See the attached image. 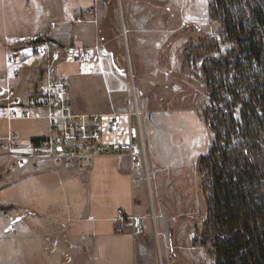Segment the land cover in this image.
Returning a JSON list of instances; mask_svg holds the SVG:
<instances>
[{
  "label": "rangeland",
  "instance_id": "1",
  "mask_svg": "<svg viewBox=\"0 0 264 264\" xmlns=\"http://www.w3.org/2000/svg\"><path fill=\"white\" fill-rule=\"evenodd\" d=\"M75 1L0 0V91L10 84L20 97V101L26 98H23L25 94L21 95L19 92L26 89V84L29 90L32 86L31 82H27L30 81L27 77L28 73H23L16 83V79H11L6 70L7 56L18 49L15 47L10 49V47L13 44L18 45L23 35L43 33L53 37L64 31L63 22L68 15L66 8L68 6L71 13ZM80 4H83L81 7L88 5V3ZM211 4L212 0H111L115 12L110 14L113 29L108 30L106 25L105 30L107 37H114V45L111 49L117 54L121 66H117L116 69L111 61L102 56L95 70L89 64H81L73 59L64 60L58 66L60 73L68 79L70 85L71 112H75L78 116L111 112L128 113L131 105L135 104L138 114L141 115L140 123L144 142L146 140V154L149 157L159 155L160 150H163L161 154L167 161L163 171L157 175L158 177L163 174V178L157 179V186L162 190L161 204L168 210L169 216L176 221L173 228L176 242L174 252L171 248H167V258L162 256L164 253L159 246L154 248L151 253L156 257V264H217L216 259L207 257H212L214 252L211 251L209 254L210 246L205 247L201 244V234L197 232L200 228V220L207 210L201 188L209 199L213 185L209 166L203 167L202 177L198 178V169L201 166L198 161L202 157L209 156L214 146L223 150L227 146L239 148L243 143L241 103L233 105L232 102L228 103L229 101L228 104L213 102L208 98L206 83L202 80L201 63L205 64V60L198 52L199 48H202L209 39L220 40L221 32L220 17L211 18ZM52 21L60 22V28L55 31L49 30L47 23ZM102 24L99 23L100 26ZM25 39L31 40V38ZM51 43L55 45L54 41ZM219 45L220 50L213 54L216 60L224 57L232 48L230 42H220ZM187 48L190 49L189 52ZM24 52L29 53V51ZM22 55L21 52L20 57H23ZM235 77L234 70L221 77L215 74V84L217 85L218 81L230 84ZM5 97L6 95L0 96V123L1 120L7 122L8 132L13 130L12 124L21 121L35 122L38 132H46V129L39 125L44 122L41 121L42 112L38 119L15 120L8 117ZM247 99L248 97L245 100ZM231 109H234L232 113L235 118L234 131L231 137L224 138L218 143L216 137L218 139L219 134L224 131L221 129L224 128H221L217 123L218 120L213 119L212 116L218 110ZM131 111L136 114L135 109ZM112 120L111 116L104 118L106 123ZM120 121L122 133L110 135L104 132L105 143L128 141L130 118L121 117ZM210 126H214V131H211ZM7 137L8 134H0V145L4 148L0 152V160L4 158L5 153H12L11 149L15 146L6 148ZM226 140L230 145L226 144ZM24 154L28 153L12 156L11 163H15L16 168L25 163L16 161L17 157ZM262 154L264 155V151ZM173 158L182 160L180 163L170 161ZM40 162L37 168L33 165L30 167L37 171ZM9 165L10 163L5 164L1 168L0 161V186H5L7 180L14 176L16 168ZM7 167H10L9 174L4 173ZM149 171L150 182H144L143 185H146L149 191V196L147 192L149 214L158 245L156 220H153V217L157 219L154 214V198L150 196L153 177L150 169ZM25 176L35 181L37 175L25 172ZM143 176L142 172L130 174L128 177L130 188H123L118 198L108 194L106 202L118 207H122L124 203H129L130 207L133 204L138 215L141 209L134 196L140 191L136 185L137 179L141 181ZM22 188L20 187L19 191L23 195ZM92 201H97L94 192ZM128 214L133 215L131 212ZM143 224L141 218V226ZM169 258H172V263ZM127 262L142 264V256L137 255L133 249ZM2 263L0 261V264Z\"/></svg>",
  "mask_w": 264,
  "mask_h": 264
},
{
  "label": "crops",
  "instance_id": "2",
  "mask_svg": "<svg viewBox=\"0 0 264 264\" xmlns=\"http://www.w3.org/2000/svg\"><path fill=\"white\" fill-rule=\"evenodd\" d=\"M80 3H88V5L81 7L83 4ZM73 8L74 10L70 13L67 6L68 15L63 22L65 29L56 36L35 33L31 36L23 35L21 39L47 38L54 41L55 45H67L75 50H88L95 58L94 65L90 66L94 70L100 56L111 61L116 69L117 66H121L117 54H114L111 49L114 45V37H107L105 30L106 25L108 30L113 29L110 14L115 12L111 1L76 0ZM86 12L91 14L85 19L86 21L75 22L77 16ZM101 22L102 26L99 25ZM52 23L59 24L57 29L61 26L60 22L52 21L47 23L49 30ZM13 47H15L14 44L10 49ZM21 52L24 59L23 73H28L27 77L30 81L27 82L32 84L30 90L27 84L26 89L20 90L19 93L25 94L23 96L25 98L39 81V67L43 59L32 56L30 52ZM60 63L58 62L56 66L59 73ZM17 81L19 80L16 79L15 82ZM71 113L78 115L75 112ZM125 113H101L104 128L111 122H104L106 116L114 119L115 115L125 117ZM42 115L41 121L44 122L39 125L46 129V132H38L35 122L31 121L12 124L18 139L14 148L11 149L12 153H5L4 158H1V168L11 163L12 156L30 153L32 142L49 135L46 112H42ZM0 126V134H8L5 120H1ZM162 152L163 150H160L159 155L150 157L148 155V166H150L148 168L153 177L150 196L154 198L158 245H156L153 221L149 214V191L146 185H143V179L141 181L137 179L136 185L140 191L134 196V200L141 209L138 215H136V206L133 204L130 207L129 203H124L122 207H118L106 202L108 194L118 198L123 188H130L128 177L136 172L131 170L127 156L121 154L100 156L94 160L92 169L88 171L80 170L74 165L58 166L44 160L40 162L37 171L30 167V163L21 164L14 170V176L7 180L5 186H0V261L3 262L2 264H128L127 259L133 249L137 255L142 256V264H156V257L151 252L157 246L164 253L162 256L167 258V248L175 251L173 228L176 221L169 216L168 210L160 202L162 190L157 186V179L163 178V174L158 177L157 175L163 171L167 161ZM181 160L173 158L170 161L180 163ZM25 172L37 175L36 180L27 179ZM20 187H23L21 189L23 195L19 191ZM93 192L96 194V202L92 201ZM119 212L128 217L132 216L128 214L131 212L143 218L142 232L134 233L131 221L127 225L121 224L118 219ZM171 259L169 258V261L172 263Z\"/></svg>",
  "mask_w": 264,
  "mask_h": 264
},
{
  "label": "trees",
  "instance_id": "3",
  "mask_svg": "<svg viewBox=\"0 0 264 264\" xmlns=\"http://www.w3.org/2000/svg\"><path fill=\"white\" fill-rule=\"evenodd\" d=\"M210 9L212 19L220 17L221 32L220 40L209 39L199 48L205 60L202 80L213 102L241 103L243 143L223 150L214 146L199 159L198 178L209 166L213 185L209 199L201 188L207 210L197 232L217 264H264V0H212ZM220 42H230L232 48L216 60ZM231 70L236 77L230 84H215V74ZM233 111L218 110L212 116L224 128L218 143L232 136Z\"/></svg>",
  "mask_w": 264,
  "mask_h": 264
},
{
  "label": "built area",
  "instance_id": "4",
  "mask_svg": "<svg viewBox=\"0 0 264 264\" xmlns=\"http://www.w3.org/2000/svg\"><path fill=\"white\" fill-rule=\"evenodd\" d=\"M97 2L111 0H96ZM91 15L90 12L77 16L75 22L82 23ZM59 24H50V29H57ZM20 47V48H19ZM17 51L11 52L6 58V70L11 79H19L23 74V57L21 51H29L34 57L43 59L39 67V81L32 92L23 100L17 96V92L8 84L0 91V96L6 95V115L17 119H38L41 112H46L49 123V135L39 138L31 143L30 153L21 155L16 161L30 163L38 167L41 160H48L58 166H76L80 170H91L93 162L100 156L125 155L129 159L133 172H142L143 181L150 182L148 166V154H146V140L144 142L141 128L140 113L135 104L136 114L129 110L124 116L130 118L128 141L117 143H105L103 133L120 135V118L115 115L114 119L104 128L101 115L78 116L70 112V85L68 79L61 75L56 66L58 62L73 59L81 64L94 65L95 58L88 50H75L67 45H54L47 38L40 40H21L15 46ZM1 103V102H0ZM18 135L10 130L6 141V148H10L17 142ZM4 150L0 145V152ZM12 162V161H11ZM24 164V163H22ZM16 168L15 163H10ZM7 167L4 173H10ZM153 217L155 221L156 218ZM118 219L121 224L127 225L129 221L133 226L134 233L142 232L141 218L125 216L119 212Z\"/></svg>",
  "mask_w": 264,
  "mask_h": 264
},
{
  "label": "bare ground",
  "instance_id": "5",
  "mask_svg": "<svg viewBox=\"0 0 264 264\" xmlns=\"http://www.w3.org/2000/svg\"><path fill=\"white\" fill-rule=\"evenodd\" d=\"M146 149V148H145Z\"/></svg>",
  "mask_w": 264,
  "mask_h": 264
}]
</instances>
